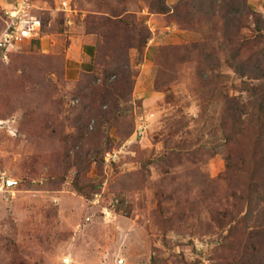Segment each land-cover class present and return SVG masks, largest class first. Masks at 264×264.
Returning <instances> with one entry per match:
<instances>
[{"label":"rangeland","instance_id":"obj_1","mask_svg":"<svg viewBox=\"0 0 264 264\" xmlns=\"http://www.w3.org/2000/svg\"><path fill=\"white\" fill-rule=\"evenodd\" d=\"M31 2L0 49V264H264V0Z\"/></svg>","mask_w":264,"mask_h":264},{"label":"built area","instance_id":"obj_2","mask_svg":"<svg viewBox=\"0 0 264 264\" xmlns=\"http://www.w3.org/2000/svg\"><path fill=\"white\" fill-rule=\"evenodd\" d=\"M11 8L5 10L6 19L5 27L0 35V49L8 48L16 44L17 40H22L23 37H31L33 33H37L40 27V19L31 15L30 8L32 7L31 0H18L17 3L11 4ZM57 8L69 12L71 6L69 0H59Z\"/></svg>","mask_w":264,"mask_h":264},{"label":"crops","instance_id":"obj_3","mask_svg":"<svg viewBox=\"0 0 264 264\" xmlns=\"http://www.w3.org/2000/svg\"><path fill=\"white\" fill-rule=\"evenodd\" d=\"M96 47L93 41L86 37H76L68 46L65 75L70 80H76L82 71H89L93 65Z\"/></svg>","mask_w":264,"mask_h":264}]
</instances>
